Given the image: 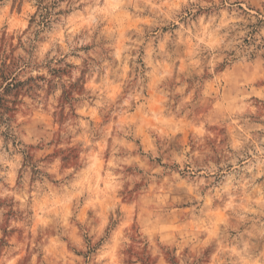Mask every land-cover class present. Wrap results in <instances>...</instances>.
<instances>
[{"label":"rangeland","instance_id":"374dc122","mask_svg":"<svg viewBox=\"0 0 264 264\" xmlns=\"http://www.w3.org/2000/svg\"><path fill=\"white\" fill-rule=\"evenodd\" d=\"M262 146L264 0H0V264H264Z\"/></svg>","mask_w":264,"mask_h":264},{"label":"snow or ice","instance_id":"6c2138e0","mask_svg":"<svg viewBox=\"0 0 264 264\" xmlns=\"http://www.w3.org/2000/svg\"><path fill=\"white\" fill-rule=\"evenodd\" d=\"M98 2L102 4L103 3V0H98ZM117 6H119V5H117ZM174 7H176V8L179 9V11L177 12V18H179L180 12L185 11L186 8H187V5L186 4H180V5H176ZM176 51L177 52H181L182 49H176ZM194 52H195V50L190 51L189 56L194 55ZM185 58L187 59L188 57H185ZM77 63L79 64L80 61L78 60ZM91 63H95V61L89 60L88 63L81 65V67L84 68V69H87V67H89ZM79 75L82 78L83 72H80ZM95 79H96L97 87H98V89H99V91L101 93L99 112H100V115L102 117V123L96 125L95 128H93L92 125H91V122L90 121L87 122L86 131L88 132V134L93 139H101V132H102V128H103V123H106L107 122L108 116H107L106 113L109 111V109L104 106L106 102H105L103 93L105 91L106 85L100 80L99 77H96ZM78 84H80V81L79 80H77V83L76 84H73L72 87L73 88H76V91L77 92H80L82 90V85H81V87H77ZM90 87L93 88V91L96 90L95 87H93V86H90ZM66 95H68V94L66 93ZM85 95L87 96V93H85ZM91 99H94V97H92ZM91 99L89 100V103H91ZM73 103H76V101H74V100L73 101H69L70 107H71V105ZM77 127L79 128L80 126L77 125ZM101 142L103 143V140H101ZM236 147H239V145H237ZM262 147H264V146H262ZM261 167L264 168V160L261 161ZM179 175H180V177H183L184 176V173L181 172ZM253 176H255V173H253ZM178 179H179V177H178ZM261 180H264V171L261 172ZM237 195H239V194L237 193ZM261 243H264V241H261Z\"/></svg>","mask_w":264,"mask_h":264}]
</instances>
